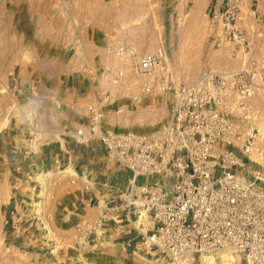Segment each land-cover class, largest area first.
Instances as JSON below:
<instances>
[{
    "label": "built area",
    "instance_id": "built-area-1",
    "mask_svg": "<svg viewBox=\"0 0 264 264\" xmlns=\"http://www.w3.org/2000/svg\"><path fill=\"white\" fill-rule=\"evenodd\" d=\"M242 2L213 0L214 46L230 42L250 52L239 24ZM105 51L117 61L95 71V100L86 107L87 120L71 134L82 144L98 142L108 163L120 169V182L113 184L118 194L103 204L95 195L108 184L102 173L107 162L99 163L101 173L94 178L91 169L72 173L68 165L69 176L87 178L85 201L98 203L100 211L94 223H76L74 252L58 261L52 247L47 264H100L82 250H89L90 234L108 221L140 238L146 252L141 264H152L151 257L210 264L222 252H233L244 264H264V115L251 102L264 87V56L246 69L207 70L181 83L169 68L165 46L143 52L121 42ZM156 90L168 95L169 106L159 128L148 134L107 129L108 108L117 100L141 102Z\"/></svg>",
    "mask_w": 264,
    "mask_h": 264
},
{
    "label": "rangeland",
    "instance_id": "rangeland-1",
    "mask_svg": "<svg viewBox=\"0 0 264 264\" xmlns=\"http://www.w3.org/2000/svg\"><path fill=\"white\" fill-rule=\"evenodd\" d=\"M122 1L112 0L113 9L105 2L104 14H112L116 18L120 11L118 5ZM139 2L144 3V12L139 20L104 21L100 24L103 25L104 31L113 24L117 36L112 39L132 43L141 51H153L165 46L168 51L169 68L176 80L181 83H188L207 70H240L246 63L248 65L246 68H249L264 56V0H243L241 3L242 20L239 24L246 30L251 42L249 53L240 51L235 43L228 42L221 47L213 45L211 36L217 29L215 20L209 15L213 0L208 7L199 6L198 0H139ZM116 5L118 9L115 8ZM198 7L200 9L197 11ZM36 8L39 14H46L48 8L54 9L56 20L36 22L35 28H31L24 38L25 51L9 53L5 51L16 49L17 40L14 34L8 38L3 37L5 30L3 17L7 12L14 13L12 10L15 9V2L0 0V105L2 104L3 107V95L15 92L17 83H21L26 78H40L44 72L54 73V77L50 76V78H55L62 86L65 83L70 84L65 92L61 88L49 96V109L45 114L53 117L54 123H58V119L64 122L55 135L45 132V128L49 126L46 125V121L41 120V115H37L38 105L41 103L30 101L27 104L18 97L11 99L8 96L10 100L6 106L10 105L9 114L22 123H25V115L32 122L34 121V127L29 129V137L23 143L28 153L33 152L35 156H39L45 142L54 139L63 140L66 138V132L71 129L74 131L80 123L87 120L86 107L96 97L95 71L102 70L117 60L106 54L105 38L91 43L88 39L87 42L86 27L91 23L62 20L70 11H66L63 5L48 7L44 4ZM32 35H34L33 39ZM82 85L87 89L85 95L79 93ZM70 88L71 95L68 93ZM75 89L78 91L77 94ZM251 102L264 115V90H257ZM168 112V95L157 90L143 98L141 102L122 97L108 108L106 127L114 132L148 134L161 126ZM37 117L39 120L35 124ZM98 150L102 152L104 149L98 147ZM4 163L3 170V150H1L0 264H47L52 258L49 253L52 247L58 252L55 258L63 261L67 255L74 252L71 247L75 246L78 233L76 227H65L68 215L71 214L68 202L71 194L69 191L77 188L81 194L80 184H76V180L69 177L68 173L60 172L67 166L55 167L53 174L49 172L52 169H46L44 172L41 168L33 178L34 180L38 177L41 188L37 190L36 183L29 181L21 182L19 185L20 189L32 198L23 203L15 227H12L11 224H5L2 204L3 176L13 177V169L9 167L8 162ZM68 171L74 173L73 164L68 167ZM45 173L49 175L43 181ZM107 189L108 187L104 186L103 190L97 191L101 204L105 203L104 200L110 199H107L109 196L106 195ZM36 195L40 197L35 198ZM97 206L98 203L88 206L83 219H88L91 224L94 223L100 211ZM123 235V229L112 221L98 226L90 234L87 240L89 250L83 249V256L101 264L120 262L124 258L123 254H126ZM140 249L145 250L144 244ZM78 253H75L76 256ZM234 257L235 260L231 264H244L238 255L235 254ZM221 258L222 255L216 256L209 263L224 264ZM151 260L152 264H171L166 257L160 259L151 257ZM194 264H199V261H194Z\"/></svg>",
    "mask_w": 264,
    "mask_h": 264
},
{
    "label": "crops",
    "instance_id": "crops-1",
    "mask_svg": "<svg viewBox=\"0 0 264 264\" xmlns=\"http://www.w3.org/2000/svg\"><path fill=\"white\" fill-rule=\"evenodd\" d=\"M57 1L58 0H14L15 9L12 10L14 13L7 12L3 17L5 19L3 37L8 38L14 34L17 40L16 49H7L5 52H24V38L27 37V33H29L31 28H35L34 24L36 22H54L56 20L54 9L50 10L48 8L46 14H39L36 7L40 5L45 4L48 7H53L57 4L63 5L66 11H70L64 15L62 20H79L81 22L91 23L90 26L86 27L85 37L87 38V42L88 39L89 43H91L92 41L96 42L105 38L107 40L105 46L125 41H116L112 39L117 36L115 26L111 24L104 31L103 25L100 24L101 22L136 21L139 20L144 12V3L139 2V0H123L118 5L120 11L116 15V18H114L112 14L105 15L103 11L105 2L108 4L109 8L113 9L114 5H111L112 0H59V3H57ZM211 1L212 0H198V4L199 6L204 5L208 7ZM72 7H74V9ZM115 8L118 9L117 5ZM196 9L198 11L200 8L198 7ZM33 36L34 35L31 36L32 39L34 38ZM118 36L123 37L122 35ZM126 43L129 42L126 41ZM51 74L50 72H44L40 78H26L21 81V83H17L15 85L16 89H14L15 92H13L12 89L10 94L3 95V107L1 106L2 104L0 105V152L3 150V170L5 168V161L8 162L9 167L13 169V177L7 178L3 176L2 205L5 222L8 221L12 227L13 224H16V218H18L17 216L20 213V208L24 206L23 203L27 199L32 198L28 193L23 192L19 185L21 182L29 181L30 183H36L35 188L37 190L41 188L38 177L33 180L34 176L37 175L41 168L44 172L46 169H52L49 170V172L53 174L52 171L55 167H68V165L70 167V165L73 164V169L79 171L80 174L86 169H91V178H94L98 177L101 173V170L98 169L99 163H108L104 150L102 152L98 150V147H101L98 142L95 144L94 142L82 144L71 134L72 129L66 132V138L63 140L54 139L45 142L40 149L39 156H35L33 152H27V147L24 145L23 141L29 137V129L34 127V121L32 122L26 115L24 116L25 123L18 121L13 115L9 114L10 105L6 106V104L9 102L10 98L14 99V97H18L19 100L27 104L30 101L41 103V105H38L39 114L37 115H41V120L46 121V125L49 126V128H45V132L55 135L64 122L58 119V123H54L53 117L51 118V116L45 114V111L49 109V96L61 88L62 91L65 92L66 87L70 84L68 85L65 83V85L62 86L55 78H50V76L54 77V73ZM86 90V86L83 88L82 85L79 89V93L85 95ZM74 91L75 94L78 93L77 89ZM71 92L72 89H68L70 95ZM65 97H67L66 94ZM37 120H39L38 117L36 118L35 124H37ZM108 164L109 167L105 168L102 173L106 175L105 180L108 183L105 185L108 187L106 190V195H109L107 199H111L114 194H118V190L115 186L113 187V184H118V180L120 182L119 176L121 172L117 167L110 163ZM73 179L76 180V184H80L82 191L81 194L78 192L77 188L69 191L71 194L69 195L68 202L71 214L68 215L69 217L65 222V227L67 228H74L76 223L84 220L86 209L89 206L85 201L86 195L83 191V186L87 178L79 175V177ZM103 188L104 186L95 189V195L97 196V191L100 189L103 190ZM39 197L40 195L35 196V198ZM12 211H17L13 217L11 215ZM123 238V244L126 248V254H123L124 258L122 257L123 260L128 259L134 264H141L146 256V252L140 249V246L143 244L140 238L130 230L124 232ZM129 242L130 244L128 245ZM115 264H119V262L115 261Z\"/></svg>",
    "mask_w": 264,
    "mask_h": 264
},
{
    "label": "bare ground",
    "instance_id": "bare-ground-1",
    "mask_svg": "<svg viewBox=\"0 0 264 264\" xmlns=\"http://www.w3.org/2000/svg\"><path fill=\"white\" fill-rule=\"evenodd\" d=\"M247 64V63H246ZM246 64H244V66L242 67V69H246ZM259 90H264V87H262L261 89H259ZM62 172H66V171H61V173ZM51 174V173H50ZM47 175H49V173L48 174H45L44 176H43V181H45L46 180V176ZM42 181V182H43ZM44 183V182H43ZM219 255H222V258H221V261L224 263V264H231L234 260H235V257H234V253L233 252H222V253H220ZM232 255V256H231ZM215 259V257H210L209 259H208V262H210L211 260H214Z\"/></svg>",
    "mask_w": 264,
    "mask_h": 264
}]
</instances>
